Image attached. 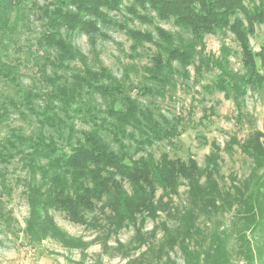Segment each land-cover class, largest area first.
<instances>
[{"label": "rangeland", "instance_id": "374dc122", "mask_svg": "<svg viewBox=\"0 0 264 264\" xmlns=\"http://www.w3.org/2000/svg\"><path fill=\"white\" fill-rule=\"evenodd\" d=\"M121 1L113 10L103 9L101 19L105 20L97 21L94 30H75L71 36L61 29L53 15L58 10L56 0H24L12 8L8 31L0 41V146L12 143L11 134L31 138L44 134L63 145L80 141L83 133L100 128L110 146L132 160L148 155L157 159L166 152L183 160L191 156L203 168L206 158L217 153L220 159L211 174L218 186L215 189L205 184L201 195L195 196L189 191V184L180 178L175 193L167 196L157 191L154 216L141 219L135 227L129 223L115 229L107 222V211L99 209L85 213L82 222L70 219L56 208H49L46 214L38 203L27 198L31 185L27 160L14 156L0 166L4 178L0 185V264H158L159 258L147 252L148 246L159 249L162 259L168 256L176 264H183L180 233L187 225V213L195 218L196 227L205 231L214 224L225 229L232 247L227 253L222 252L224 255L211 256L218 258L216 264H264V229L249 237L251 244H255L251 246L254 257L248 263L244 250L238 246V226L233 225L237 215L246 216L242 208L247 193H237L236 189L264 173V163H254L237 143L257 134H262L260 140L264 143V79L258 85L246 87L238 99L203 88L217 79L221 69L237 74L244 71L239 44L228 29L206 34L196 45L188 65L172 62L173 74L164 88L145 79L147 67L154 65L151 59L161 53L163 60L167 56L152 41L136 43L139 37L135 40L130 30L149 33L151 40L166 46L189 44L190 35L171 19H160L153 10H137L139 14L135 15L131 0ZM259 1L246 0V4ZM240 17L246 26L245 17ZM158 29L171 34L170 39L160 40ZM252 29V33L246 34L247 42L257 60V69L264 76L258 55L260 44L264 43V26L253 23ZM59 30L76 50L77 55L70 60L60 59L59 44L54 43ZM133 46L138 47L136 51ZM103 71L122 90L109 95L117 90L100 93L86 86L84 81L90 80L92 73ZM94 81L113 86L103 78ZM143 86L161 92L139 93V100L156 118L171 119L176 124L178 133L169 140L149 144L134 128L120 133L119 139L106 131L107 108L118 106L126 95L124 90L139 96L137 92ZM213 143L218 144L217 152ZM35 179H39V172ZM203 181L204 177L198 179L200 185ZM229 195L235 197L231 206ZM213 203L218 209L206 215ZM35 208L40 209V221L41 217L50 216L46 218L50 225L43 232L42 228L27 224ZM167 232L175 238V245L165 244ZM245 233L248 236V231ZM224 234L219 233L209 242L225 243Z\"/></svg>", "mask_w": 264, "mask_h": 264}, {"label": "trees", "instance_id": "16d2710c", "mask_svg": "<svg viewBox=\"0 0 264 264\" xmlns=\"http://www.w3.org/2000/svg\"><path fill=\"white\" fill-rule=\"evenodd\" d=\"M22 1L24 0H0V41L8 31L12 8ZM61 2L56 0L55 7L58 10L53 15L60 23L61 29H65L71 36L75 30H94L97 21L105 20L101 19L103 9L113 10L122 1L65 0L63 4ZM131 2L134 4L133 11L136 10L133 12L135 15L139 14L137 10H153L160 19H171L177 27L190 35L189 44L177 46L167 43L166 46L151 40L149 33L130 30V36L135 40L139 37L136 43L142 40L152 41L159 51L165 50L167 56L166 60H163L161 53L151 59L154 65L153 68L147 67L145 79H151L164 88L170 82L169 76L173 74L172 62L181 66L188 65L196 53V45L201 44L206 34L228 29L239 44L244 71L237 74L221 69L217 79L203 88L208 87V91L216 89L226 97L238 99L245 93L246 87L258 85L263 81L264 76L257 69V60L247 42L246 34L252 33L253 23L264 26V0L250 6L246 4V0H131ZM240 16L245 17L246 26L243 25ZM156 32L160 40L170 39L171 34L161 29ZM57 33L54 43L59 44L60 59L70 60L72 56L77 55L76 50L70 46L66 35L61 36L60 30ZM131 48L136 51L138 47ZM258 55L262 59L259 64L263 66L264 43L260 44ZM102 78L111 82L113 86L94 81ZM88 79L90 80L84 81L86 86L100 93L108 89L117 90L109 93L112 95L121 89V85H118L106 71L101 74L92 73ZM147 91L161 94L159 90L143 86L137 95L139 93L144 95ZM135 93L124 90L126 95L118 102V106L112 105L107 108L108 120L104 121L106 131H110V134L117 138L128 128H134L145 136L149 144L169 140L177 135L176 124H173L171 119L156 118L155 113L140 102L141 95L135 96ZM99 129L94 128L83 133L80 141L67 142L63 145L45 137L44 134L33 138L11 134L12 143L0 146V166L14 156H23L31 171L29 175L31 185L27 193L29 201L38 203L42 210L45 209V213L49 208H56L77 222L85 220L87 212H95L97 209L105 213L107 211V222L115 229L129 223L135 227L140 224L141 219L154 216L157 191L160 190L167 196L175 193L181 183L180 178L189 184V191L195 196L201 195L205 184L215 189L218 186L211 174L217 168L220 159L217 153H214L212 158H206L203 168L198 166L191 156L183 160L179 157H170L166 152L161 153L157 159L148 155L132 160L120 149H113L100 134ZM261 136L262 134L248 135L237 142L240 150L256 164L264 163V143L260 140ZM212 147L218 151V144L213 143ZM38 172L39 179H35ZM203 177L204 181L200 185L198 179ZM3 179L0 171V185H3ZM250 180L246 181V185L243 183L241 188L236 189L237 193L239 190L247 193L245 207L242 208V213H246V216L237 215L233 221V225L238 226V246L244 250L248 263L254 257L251 246L255 244V241L251 244L249 237L261 233L264 229V173L253 178L252 182ZM229 198L232 200L231 206L235 197L229 195ZM217 207L218 205L213 203L206 211V215L212 214ZM237 208L238 206L236 210ZM230 209L231 207L228 208ZM39 212V208L33 209L27 224L42 228L43 232L45 227L50 225L46 219L50 216L41 217L40 221ZM184 218L187 225L183 233H180L183 264H216L218 258L211 259V256L224 255L223 253H227L228 248L232 247L228 245L225 229H219L220 225L214 224L205 231L202 227H196L195 218L190 214L187 213ZM245 230L248 231V236ZM219 233L226 236L225 243L209 242L214 237H219ZM164 240L169 246L176 243L175 238L168 235V232ZM147 252L156 255V259L159 258L158 264H176L168 256L162 259L158 253L159 249L148 246Z\"/></svg>", "mask_w": 264, "mask_h": 264}]
</instances>
